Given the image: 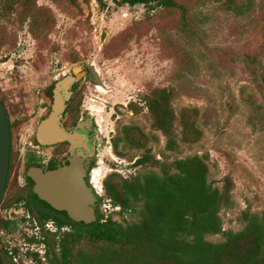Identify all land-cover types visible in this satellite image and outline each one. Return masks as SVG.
<instances>
[{"label": "rangeland", "instance_id": "1", "mask_svg": "<svg viewBox=\"0 0 264 264\" xmlns=\"http://www.w3.org/2000/svg\"><path fill=\"white\" fill-rule=\"evenodd\" d=\"M102 1L0 0V94L12 108H22L13 119L26 115L15 130L17 159L0 221L11 218L14 203L26 200V155L40 117L38 103L47 106L41 93L61 74L89 65L104 83L103 89L89 83L85 100L97 121L90 178L97 210L122 223L133 221L129 214L119 215L121 209L106 195L109 177L120 182L161 174L165 166L199 156L208 164L214 189L223 191L231 181L223 227L242 232L245 215L264 216V0H175L184 12ZM161 89L175 91V150L156 129L145 101L150 91ZM194 110L201 136L187 141L181 117ZM128 134L138 141L130 143ZM148 152L160 166L136 165ZM20 216L11 231L0 225V248L18 264H50L48 248L39 242L43 229L33 215L27 221ZM48 225L46 230L57 231ZM32 238L37 242L30 243ZM82 249L91 248L79 246L75 254Z\"/></svg>", "mask_w": 264, "mask_h": 264}, {"label": "trees", "instance_id": "2", "mask_svg": "<svg viewBox=\"0 0 264 264\" xmlns=\"http://www.w3.org/2000/svg\"><path fill=\"white\" fill-rule=\"evenodd\" d=\"M119 4L140 5L151 10H185L175 0H121ZM174 92L153 90L145 100L156 129L169 138L170 150L177 147L175 122L178 119L171 103ZM197 114V110L182 114L187 141H196L201 136L196 128ZM127 140L134 144L138 138L128 134ZM16 159L13 152L8 189ZM136 165L157 167L161 163L154 161L148 152ZM169 167H163L161 174L152 172L143 177L121 178L120 182L111 176L105 181L106 195L113 207L121 209V216H133L131 222L107 218L97 210L96 223L85 225L73 220L74 229L62 233L61 227L56 232L45 229L46 223L52 220L50 212L36 215L35 220L44 232V239L39 242L48 248L50 264H264V216L247 214L242 232L224 231L221 211L230 202L231 181L227 179L223 191L214 189L209 183L208 164L199 156L176 161ZM27 198L22 200L31 204ZM9 224L0 221L8 230ZM219 235L225 237L223 243L207 240ZM29 242L37 240L32 238ZM87 244L90 250L82 249L75 254L79 246ZM0 264L18 263L8 252L0 251Z\"/></svg>", "mask_w": 264, "mask_h": 264}, {"label": "flooded vegetation", "instance_id": "3", "mask_svg": "<svg viewBox=\"0 0 264 264\" xmlns=\"http://www.w3.org/2000/svg\"><path fill=\"white\" fill-rule=\"evenodd\" d=\"M80 69V68H79ZM80 74L82 77L72 86L71 88V97L67 100L66 109L63 114L60 116L61 127L71 135L73 138L72 141L65 140L54 145H43L39 140V129L44 120L50 117L53 113L54 104L56 101V90L57 85L66 79L69 76H76L73 72L70 75L61 74V77L55 80L54 85L52 87L44 88L43 93H41L43 99L47 100V106L42 108V105L45 103L41 101L38 103L40 117L37 121L36 129L33 134V143L31 145L32 151L30 154L26 155L27 164L29 167L27 168V172L25 173V188L27 192V199H30L32 202L31 204L24 202V204L14 203L13 207L11 208L10 219L6 218L3 219L5 222L9 224V230L4 228L8 231L12 230L15 227L13 223L18 221V217L21 215L24 220H31L32 215L36 217V215L44 214L46 212H50L51 221L46 223L48 224L53 223L57 229L61 227L62 231L68 232L74 229V226L71 222L73 219L67 212H60L55 210L52 206L48 203L40 200V198L33 192L35 190L36 184L32 181L28 173L31 169L38 168L42 170L45 174L49 172H55L64 168L71 166L73 161H77L80 164V170L83 175V179L87 183L89 187H92L90 178H91V171L95 164V157L96 152L98 150V139L96 135V126L97 121L90 113V109L87 108L85 105V100L88 98L89 94V83H93L95 87L99 89H103L104 83L99 75V72L93 66L86 65L84 69H80ZM98 74V79L95 77L94 73ZM50 88V91H48ZM61 96H65V92H60ZM0 99L5 107L7 115L9 117L11 123V130H12V153L14 152V135L16 133V127L21 125V121H25L26 115L23 114V118L13 119V113L21 114L22 108H12L7 98L0 94ZM36 114V112H35ZM12 164V161H11ZM11 170V168H10ZM93 188V187H92ZM7 189L5 197L0 205V212L2 211V206L4 204V200L7 195ZM95 195V191H94ZM98 201L99 197L96 195ZM46 204V205H45ZM24 205V211L20 209V206ZM48 205V206H47ZM98 206V203H97ZM50 207V208H48ZM20 209V210H19ZM97 209V208H96ZM28 215L29 218H26ZM20 216V217H21ZM10 220V221H9ZM35 223L38 225L37 220H34ZM39 229V228H38ZM49 231V230H47ZM51 232V231H50ZM0 251H4L0 248Z\"/></svg>", "mask_w": 264, "mask_h": 264}, {"label": "water", "instance_id": "4", "mask_svg": "<svg viewBox=\"0 0 264 264\" xmlns=\"http://www.w3.org/2000/svg\"><path fill=\"white\" fill-rule=\"evenodd\" d=\"M80 71L76 69L74 71L76 76H69L57 85L53 113L42 122L39 129V140L43 145H54L65 140L72 141L71 135L61 127L60 116L66 109L65 102L72 95L70 91L72 86L82 77ZM92 72L98 79L95 70ZM62 91L65 92V96H61ZM11 161V123L0 99V205L8 187ZM80 168L79 162L73 161L67 168L46 174L38 168L31 169L28 176L36 184L33 192L40 200L57 211L69 213L76 222L92 225L98 219L96 209L98 199L94 195V189L83 179Z\"/></svg>", "mask_w": 264, "mask_h": 264}, {"label": "built area", "instance_id": "5", "mask_svg": "<svg viewBox=\"0 0 264 264\" xmlns=\"http://www.w3.org/2000/svg\"><path fill=\"white\" fill-rule=\"evenodd\" d=\"M52 232H56L55 230H52Z\"/></svg>", "mask_w": 264, "mask_h": 264}]
</instances>
